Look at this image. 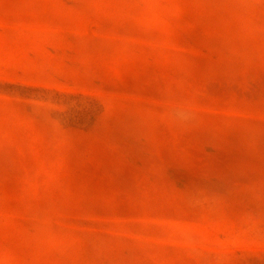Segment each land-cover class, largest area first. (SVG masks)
I'll return each instance as SVG.
<instances>
[{
  "label": "rangeland",
  "instance_id": "374dc122",
  "mask_svg": "<svg viewBox=\"0 0 264 264\" xmlns=\"http://www.w3.org/2000/svg\"><path fill=\"white\" fill-rule=\"evenodd\" d=\"M0 264H264V0H0Z\"/></svg>",
  "mask_w": 264,
  "mask_h": 264
}]
</instances>
